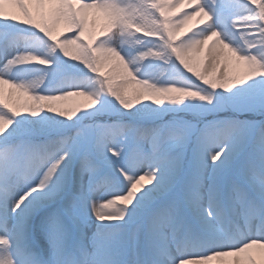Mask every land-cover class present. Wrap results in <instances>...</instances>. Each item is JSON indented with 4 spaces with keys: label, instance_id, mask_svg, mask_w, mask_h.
<instances>
[{
    "label": "snow or ice",
    "instance_id": "snow-or-ice-1",
    "mask_svg": "<svg viewBox=\"0 0 264 264\" xmlns=\"http://www.w3.org/2000/svg\"><path fill=\"white\" fill-rule=\"evenodd\" d=\"M211 9L235 46L210 23ZM194 17L203 23L187 27ZM0 22L10 26L0 29V137L18 117L45 111L76 122L73 136L0 145V264H264V0H0ZM133 36L156 46L125 59L120 48ZM42 45L94 74L98 87L39 92L44 77L9 78L20 66L49 67L36 54ZM148 57L174 58L191 81L138 78L130 64ZM70 98L83 102L63 103ZM186 100L195 103L164 111L194 120L137 122ZM103 111L118 118L83 123ZM217 113L227 115L205 119ZM73 159L78 190L44 218L41 248L29 218L63 193L60 170Z\"/></svg>",
    "mask_w": 264,
    "mask_h": 264
},
{
    "label": "rangeland",
    "instance_id": "rangeland-1",
    "mask_svg": "<svg viewBox=\"0 0 264 264\" xmlns=\"http://www.w3.org/2000/svg\"><path fill=\"white\" fill-rule=\"evenodd\" d=\"M202 3L207 4L208 0H202ZM188 7H191L190 4L182 5L180 8L176 9V13L178 14L181 11L187 10ZM211 15L213 16V20L210 22L214 24L215 27L219 28L223 38L232 43L234 46L238 43V40L233 37L232 32H230L227 27L219 22V17L216 9L210 10ZM198 21L203 23L202 18L194 17L192 21H189L187 27H196L198 26ZM0 24H4V29H9L10 26L0 22ZM206 30V29H205ZM25 35H31V30H27L24 32ZM129 40H136L135 36L127 38ZM154 43H149L146 40H142L139 44H125L120 48L121 54L126 59H132L137 57L139 52L147 50L149 47H155ZM36 54L38 55H47V59L51 60L52 63L49 67H42L41 65L31 64L20 66L17 69L16 80L22 82L28 81H37L41 77H44L43 82L36 88V91L44 92V91H58L62 89H68L71 87H79L83 86L86 90H94L97 85L92 83V80L95 79L94 74L87 72L86 69H83L82 66L77 65L73 61L65 60L62 56L58 54V52H53L51 54L48 53L47 47L42 45L40 48L36 49ZM131 58H130V57ZM1 63V62H0ZM133 64V65H132ZM130 68L135 72L138 78L140 79H148L151 82H154L158 85L171 83L175 81L176 77H183L186 81H191V77L183 70L174 58H169L167 62H165L164 58H154L148 57L144 60H137L135 63L130 64ZM139 69V71H136ZM21 71V72H20ZM19 72V73H18ZM6 92L7 86H5ZM109 98L106 95L101 96L100 102L104 104L107 102ZM80 102L82 103V98H70L68 101L63 102L66 105H72L73 103ZM147 103V102H145ZM195 103L194 101L186 100L184 104L179 106L175 105H164L161 106L160 109H157L159 113L158 116H153L151 112L145 111L141 115L143 119H138V123H142L146 126H150L153 124H158L161 122H167L173 119H186V120H194L195 117L191 112L185 111H164V108H184L186 104ZM99 108L100 105H97ZM138 107L144 108V104L139 105ZM150 108H155V105H149ZM83 115V114H82ZM227 114L226 113H217L211 118L205 119H214L219 118L223 119ZM237 118L240 119H251V118H260L253 117L251 113H241L235 114ZM210 116V115H209ZM118 117L116 114L103 111L100 112L97 116L93 117L91 120L85 118L83 123H111L116 120ZM122 119L125 122H128L131 117L124 116ZM17 120L19 123L14 124L13 128L9 130L8 133L5 134V137H0V145H4L6 143H17L21 140H29L34 144H43L49 139H53L57 136L67 135L73 136L76 131V122L70 121L64 118L59 117L57 114H51L42 112L37 117L33 118L31 116L26 117H18ZM57 121H62V124H57ZM78 162L73 159L71 164L67 168V172H64L63 169L60 172L63 174V193L59 196L58 202L59 205L62 202L63 196H66L69 192L76 191V178H75V166ZM105 171L109 175H113V170L106 168ZM123 184L121 182V178L118 175L115 176L113 182V191L122 190ZM49 208V209H48ZM55 209V207L51 208V206L46 205L40 209H38L35 215H31L29 218V229L32 234L37 230L41 231L44 218L46 215ZM19 212V210H17ZM41 216V217H40ZM40 217V218H39ZM32 218V220H31ZM39 218V219H38ZM94 222V221H93ZM93 222H91L92 231L95 232L96 225L93 226ZM36 228V229H35ZM256 251V250H255ZM258 251V250H257Z\"/></svg>",
    "mask_w": 264,
    "mask_h": 264
},
{
    "label": "bare ground",
    "instance_id": "bare-ground-1",
    "mask_svg": "<svg viewBox=\"0 0 264 264\" xmlns=\"http://www.w3.org/2000/svg\"><path fill=\"white\" fill-rule=\"evenodd\" d=\"M0 29H4V24H0ZM219 29V28H218ZM43 56H45V58H47L48 56L47 55H43ZM126 57V56H125ZM130 57V56H129ZM131 58V57H130ZM126 59V58H125ZM128 60H131V59H128ZM0 64H2V62L0 63ZM133 65V64H132ZM42 67H44V66H42ZM21 72V71H20ZM19 73V72H18ZM17 75V69L16 68H14V69H12L11 70V72L9 73V78H13V79H16V75ZM75 178H76V188H77V190H78V185H79V182H80V172H79V166H78V164L75 166ZM84 183H87V176H85L84 177ZM33 196L35 197L36 196V194L34 193L33 194ZM97 197H100V193L99 192H97V193H94L93 194V198L95 199V198H97ZM58 199H59V196H57V197H55V198H49V199H47V201H46V203L43 205V206H41V207H39L38 209H40V208H42V207H44V206H46V205H49V206H51L52 205V207H58L59 206V202H58ZM37 209V210H38ZM36 210V211H37ZM36 211L32 214V216L33 215H35V213H36ZM41 217V216H40ZM39 217V218H40ZM38 218V219H39ZM94 221V222H93ZM91 222H93L94 224H93V226L94 225H96V222H95V220L94 219H92V220H90V222L88 223V225H87V227L85 228V233H86V235L88 236V237H90L91 235H92V233H93V231H92V227H91ZM37 233H40V235L39 236H37L36 234ZM36 234L34 235V239H36V241H37V243L40 245V247L41 248H43L46 244H47V241L46 240H43V237H42V232L40 231V230H37V232H36ZM258 250V249H257ZM256 250V252H259L260 250H258L257 251Z\"/></svg>",
    "mask_w": 264,
    "mask_h": 264
},
{
    "label": "clouds",
    "instance_id": "clouds-1",
    "mask_svg": "<svg viewBox=\"0 0 264 264\" xmlns=\"http://www.w3.org/2000/svg\"><path fill=\"white\" fill-rule=\"evenodd\" d=\"M130 38V37H129ZM128 44L131 46L132 44H138L136 40H129L128 39Z\"/></svg>",
    "mask_w": 264,
    "mask_h": 264
}]
</instances>
